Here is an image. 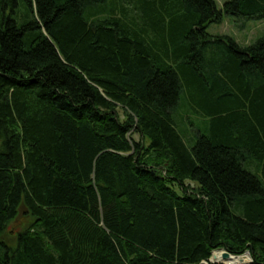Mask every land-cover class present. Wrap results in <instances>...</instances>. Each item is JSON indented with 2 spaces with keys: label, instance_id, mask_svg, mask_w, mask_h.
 Segmentation results:
<instances>
[{
  "label": "trees",
  "instance_id": "16d2710c",
  "mask_svg": "<svg viewBox=\"0 0 264 264\" xmlns=\"http://www.w3.org/2000/svg\"><path fill=\"white\" fill-rule=\"evenodd\" d=\"M223 14L264 0H0V264H264V35Z\"/></svg>",
  "mask_w": 264,
  "mask_h": 264
},
{
  "label": "rangeland",
  "instance_id": "374dc122",
  "mask_svg": "<svg viewBox=\"0 0 264 264\" xmlns=\"http://www.w3.org/2000/svg\"><path fill=\"white\" fill-rule=\"evenodd\" d=\"M215 1L217 8H221L222 4L226 0ZM206 32L210 35H228L242 45L250 44L264 35V18L237 19L233 16L223 14L220 22H212L207 25ZM212 44L213 50H210V52L207 53L208 56L211 58L214 57V61L225 57V45L219 41ZM181 98L182 104L177 112L179 115V119L177 121L179 131L181 133L185 131L184 133L187 135H193L197 130L207 133L206 129L210 123L209 117L196 112L192 106L191 108L189 101L186 100L185 94H182ZM133 138L139 140L137 135H133ZM30 220V216L24 213L21 209L17 216L8 223L7 231L3 235V239L8 244L14 246L17 232L23 230L28 225ZM219 251L221 250L219 249Z\"/></svg>",
  "mask_w": 264,
  "mask_h": 264
},
{
  "label": "water",
  "instance_id": "95a60500",
  "mask_svg": "<svg viewBox=\"0 0 264 264\" xmlns=\"http://www.w3.org/2000/svg\"><path fill=\"white\" fill-rule=\"evenodd\" d=\"M220 250H221V258L223 260H225V259H227L229 257H240V262H238L236 264H244V263H247V262L250 261V255H249L248 251H246V252H244L242 254H239V255H233V254L228 253L225 250H222V249H220ZM213 256H214V253L212 252V254H211L210 258H209V261H211V262H219L220 261V262H222L224 264H229V263H226V262L221 261V260H213L212 259ZM243 257H246V258L242 259Z\"/></svg>",
  "mask_w": 264,
  "mask_h": 264
},
{
  "label": "bare ground",
  "instance_id": "6f19581e",
  "mask_svg": "<svg viewBox=\"0 0 264 264\" xmlns=\"http://www.w3.org/2000/svg\"><path fill=\"white\" fill-rule=\"evenodd\" d=\"M234 258H237V257H234ZM246 257H243L242 259H245ZM212 259H213V257H212ZM240 262V261H239ZM236 263H238V262H232L231 264H236Z\"/></svg>",
  "mask_w": 264,
  "mask_h": 264
}]
</instances>
